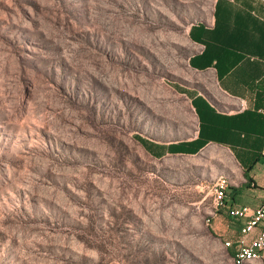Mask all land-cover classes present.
<instances>
[{"label": "rangeland", "instance_id": "rangeland-1", "mask_svg": "<svg viewBox=\"0 0 264 264\" xmlns=\"http://www.w3.org/2000/svg\"><path fill=\"white\" fill-rule=\"evenodd\" d=\"M221 15L264 0H0V264H238L197 109L233 100Z\"/></svg>", "mask_w": 264, "mask_h": 264}, {"label": "crops", "instance_id": "crops-1", "mask_svg": "<svg viewBox=\"0 0 264 264\" xmlns=\"http://www.w3.org/2000/svg\"><path fill=\"white\" fill-rule=\"evenodd\" d=\"M217 20L219 26L208 39V56L221 88L233 100L223 108L219 101L206 99L197 109L205 139L228 146L243 168L241 185L229 188V204L256 208L264 203V18L221 15ZM230 220L235 226L226 230V236L241 235L242 224ZM245 264H264V258Z\"/></svg>", "mask_w": 264, "mask_h": 264}, {"label": "built area", "instance_id": "built-area-1", "mask_svg": "<svg viewBox=\"0 0 264 264\" xmlns=\"http://www.w3.org/2000/svg\"><path fill=\"white\" fill-rule=\"evenodd\" d=\"M213 188L216 207L224 210L228 218L242 224L240 233L243 238L235 253L237 263L245 264L244 256L252 254L264 256V203L256 208L230 205L228 201L230 184H226V181L222 178L218 179ZM255 230H258V233L249 241H245L244 239Z\"/></svg>", "mask_w": 264, "mask_h": 264}, {"label": "bare ground", "instance_id": "bare-ground-1", "mask_svg": "<svg viewBox=\"0 0 264 264\" xmlns=\"http://www.w3.org/2000/svg\"><path fill=\"white\" fill-rule=\"evenodd\" d=\"M226 184L228 183L226 182ZM263 258L264 256H262L261 254H252L250 256H244V263H250L252 261L263 259Z\"/></svg>", "mask_w": 264, "mask_h": 264}, {"label": "trees", "instance_id": "trees-1", "mask_svg": "<svg viewBox=\"0 0 264 264\" xmlns=\"http://www.w3.org/2000/svg\"><path fill=\"white\" fill-rule=\"evenodd\" d=\"M245 176H247V173H245Z\"/></svg>", "mask_w": 264, "mask_h": 264}, {"label": "water", "instance_id": "water-1", "mask_svg": "<svg viewBox=\"0 0 264 264\" xmlns=\"http://www.w3.org/2000/svg\"><path fill=\"white\" fill-rule=\"evenodd\" d=\"M228 192H229V190H228Z\"/></svg>", "mask_w": 264, "mask_h": 264}]
</instances>
